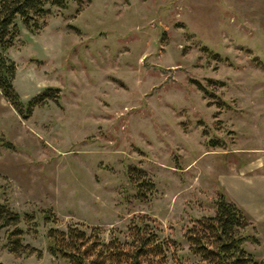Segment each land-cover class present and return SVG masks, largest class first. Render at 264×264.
Listing matches in <instances>:
<instances>
[{
    "label": "rangeland",
    "instance_id": "374dc122",
    "mask_svg": "<svg viewBox=\"0 0 264 264\" xmlns=\"http://www.w3.org/2000/svg\"><path fill=\"white\" fill-rule=\"evenodd\" d=\"M16 22L5 55L20 99L58 90L25 118L0 91V202L40 252L14 255L0 233V263L69 264L47 251L48 227L98 226L107 240L147 214L178 244L169 263L192 264L184 229L220 192L264 258V0H70L34 32ZM130 166L153 182L148 199Z\"/></svg>",
    "mask_w": 264,
    "mask_h": 264
},
{
    "label": "trees",
    "instance_id": "16d2710c",
    "mask_svg": "<svg viewBox=\"0 0 264 264\" xmlns=\"http://www.w3.org/2000/svg\"><path fill=\"white\" fill-rule=\"evenodd\" d=\"M70 0H0V91L15 111L23 118L41 99L52 97L58 90L47 87L38 95L22 101L13 86L15 63L5 55L12 46L19 29L16 20L30 32L42 25V18L50 7L66 8ZM198 89L210 92L199 81ZM223 103V102H221ZM0 143L3 142L0 133ZM127 179L134 186L136 196L146 200L154 189L153 182L144 170L130 166ZM45 213V221L54 223L51 212ZM23 220L36 226L34 217L23 215ZM19 212L0 202V233L4 236V247L14 255H30L40 252L24 242V230L19 226ZM247 217L229 201L223 192L214 201V212L195 218L183 232L188 252L196 258L192 264H264L255 258L243 243L250 238L251 227ZM35 230V229H34ZM98 226H84L69 223L64 229L48 227L46 230L47 251L69 264H170L167 252L178 244L169 238H162L153 220L147 214L132 217L125 230H111L107 240ZM2 264V263H0Z\"/></svg>",
    "mask_w": 264,
    "mask_h": 264
}]
</instances>
